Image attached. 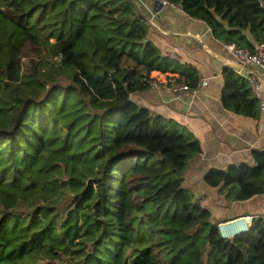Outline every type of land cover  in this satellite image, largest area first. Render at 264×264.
I'll return each mask as SVG.
<instances>
[{"label": "trees", "instance_id": "16d2710c", "mask_svg": "<svg viewBox=\"0 0 264 264\" xmlns=\"http://www.w3.org/2000/svg\"><path fill=\"white\" fill-rule=\"evenodd\" d=\"M168 1L223 44L264 45V0ZM149 33L135 0H0V264H264V218L223 239L184 188L200 142L131 99L148 80L199 85ZM223 74L224 106L258 117L247 81ZM253 156L203 182L237 188L233 202L264 196V151Z\"/></svg>", "mask_w": 264, "mask_h": 264}, {"label": "crops", "instance_id": "0c3cea01", "mask_svg": "<svg viewBox=\"0 0 264 264\" xmlns=\"http://www.w3.org/2000/svg\"><path fill=\"white\" fill-rule=\"evenodd\" d=\"M135 2L149 21V41L166 58L178 49L184 68L194 69L199 77L195 94L181 101H176L166 90L148 89L132 96L136 104L148 109L153 116L187 127L200 142L202 154L187 170L184 188L187 185L194 188L195 198L211 212L214 225L242 217L264 218V196L246 202H229V189L209 188L203 182L204 176L212 170L226 171L241 165L254 167L253 152L264 151V111L259 109L256 118L246 117L228 110L222 100L223 73L229 69L243 79L252 75L258 77L263 83L261 97L264 102V71L254 65L240 68L235 59L223 51V42L214 37L211 29L180 8L160 9L153 0ZM235 238L223 239L233 241Z\"/></svg>", "mask_w": 264, "mask_h": 264}, {"label": "built area", "instance_id": "2783aa9c", "mask_svg": "<svg viewBox=\"0 0 264 264\" xmlns=\"http://www.w3.org/2000/svg\"><path fill=\"white\" fill-rule=\"evenodd\" d=\"M155 3L158 1L162 8L171 7L173 9L179 8L175 4L169 2L168 0H153ZM223 51L232 56L237 65L240 68H245L248 65H254L261 68L264 71V45H261L256 51H251L248 49L239 48L233 44H223ZM168 59L175 65L185 66L183 59L178 54V49H175L168 56ZM253 97L260 103V109L264 111V102L261 97V92L263 89V83L261 80L252 75L245 77ZM145 86L150 90H166L174 95L176 101H181L183 98L195 94L196 89H190L184 84L179 83L176 79L172 78L160 84L155 80H148L144 82ZM131 95V99H132ZM228 225H232L230 228H226ZM253 226L252 217H242L223 224L218 225L219 232L222 238H234L239 235L247 234Z\"/></svg>", "mask_w": 264, "mask_h": 264}, {"label": "rangeland", "instance_id": "374dc122", "mask_svg": "<svg viewBox=\"0 0 264 264\" xmlns=\"http://www.w3.org/2000/svg\"><path fill=\"white\" fill-rule=\"evenodd\" d=\"M35 59H36V56H35V54L33 52V49L30 46H27V48L23 51V54L21 56L22 70L24 72H26V70L28 69V67L30 65V62L32 60H35ZM61 82H62L63 85H66V86L69 84L68 80H66L65 78H62ZM185 189L190 191L191 193H193V191H194V188L191 189V188H189L188 185H187V187ZM236 191H237V188H233L232 189V193H231V195L229 196V199H228L229 202H233L234 201V198H235V195H236ZM211 223L213 225L215 224L214 219L211 220ZM61 260H62L61 262L43 260V261H40L38 264H71L70 260L67 259V258H62Z\"/></svg>", "mask_w": 264, "mask_h": 264}, {"label": "water", "instance_id": "95a60500", "mask_svg": "<svg viewBox=\"0 0 264 264\" xmlns=\"http://www.w3.org/2000/svg\"><path fill=\"white\" fill-rule=\"evenodd\" d=\"M156 4L159 6V8H160V9L162 8V6H161V5H159V2H158V1L156 2Z\"/></svg>", "mask_w": 264, "mask_h": 264}, {"label": "bare ground", "instance_id": "6f19581e", "mask_svg": "<svg viewBox=\"0 0 264 264\" xmlns=\"http://www.w3.org/2000/svg\"><path fill=\"white\" fill-rule=\"evenodd\" d=\"M232 225H228L226 228H230Z\"/></svg>", "mask_w": 264, "mask_h": 264}]
</instances>
